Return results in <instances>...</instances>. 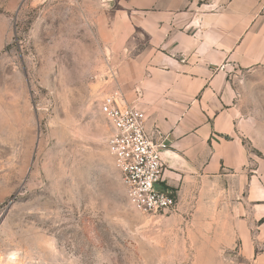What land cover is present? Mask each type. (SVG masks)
Instances as JSON below:
<instances>
[{
  "label": "rangeland",
  "instance_id": "374dc122",
  "mask_svg": "<svg viewBox=\"0 0 264 264\" xmlns=\"http://www.w3.org/2000/svg\"><path fill=\"white\" fill-rule=\"evenodd\" d=\"M117 5L0 0V264H264V191L256 219L232 224L236 239L230 224L129 203L99 109L122 93L121 54L135 53L119 45L118 17L102 13ZM228 72L263 185L264 65Z\"/></svg>",
  "mask_w": 264,
  "mask_h": 264
},
{
  "label": "crops",
  "instance_id": "0c3cea01",
  "mask_svg": "<svg viewBox=\"0 0 264 264\" xmlns=\"http://www.w3.org/2000/svg\"><path fill=\"white\" fill-rule=\"evenodd\" d=\"M117 6L102 13L118 17L119 45L135 47L119 61L128 65L125 74L120 68L122 93L144 113L146 132L167 145L157 187L173 193V212L187 221L230 224L227 238H239L232 224L256 219L254 195L264 184L250 166L255 155L245 145L228 69L264 65V0H118ZM242 191L248 202L241 204Z\"/></svg>",
  "mask_w": 264,
  "mask_h": 264
},
{
  "label": "built area",
  "instance_id": "2783aa9c",
  "mask_svg": "<svg viewBox=\"0 0 264 264\" xmlns=\"http://www.w3.org/2000/svg\"><path fill=\"white\" fill-rule=\"evenodd\" d=\"M99 109L112 130L107 139L108 151L131 206L151 214L174 210L173 193L157 187L167 145L146 132L144 113L127 103L119 89L107 95Z\"/></svg>",
  "mask_w": 264,
  "mask_h": 264
},
{
  "label": "trees",
  "instance_id": "16d2710c",
  "mask_svg": "<svg viewBox=\"0 0 264 264\" xmlns=\"http://www.w3.org/2000/svg\"><path fill=\"white\" fill-rule=\"evenodd\" d=\"M260 222H261V223L264 222V218L260 219Z\"/></svg>",
  "mask_w": 264,
  "mask_h": 264
}]
</instances>
